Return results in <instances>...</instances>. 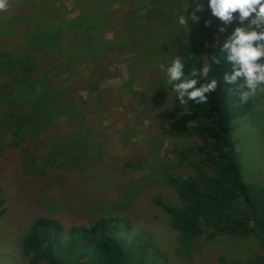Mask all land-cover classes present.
<instances>
[{
    "label": "rangeland",
    "instance_id": "374dc122",
    "mask_svg": "<svg viewBox=\"0 0 264 264\" xmlns=\"http://www.w3.org/2000/svg\"><path fill=\"white\" fill-rule=\"evenodd\" d=\"M40 1L7 0V7L0 10L2 52L9 53L24 45L23 35L19 32L17 37H10L13 38L11 45L4 41L3 27L19 16L35 15L38 6L41 7ZM101 2L104 8L114 11H110L104 26L93 32L100 37L97 40L99 44L101 41L113 43L121 38L125 27L128 29L126 16H122L126 10H133L137 17L149 16L152 10L159 12L154 18L155 23L143 26L141 35L138 33L147 50H142L139 42L133 43L135 48L129 51L112 47L108 56L112 61L111 71L106 76L94 73L92 67L97 64L91 59L79 63L74 70L75 74L78 71V76L73 80L64 76L65 87H77L74 95L78 96V104L84 106L80 112H86L75 120L79 124H69L66 118L54 120L42 134L47 141H39L37 145L41 147L40 152L34 149L35 161L28 156L20 162V149H9L3 157L0 156V184L6 202L5 214L0 217V264H28L22 255L21 243L39 217L60 220L67 230L72 226L88 225L102 216L126 217L131 235L150 236L162 251L170 255V259L178 261L174 255L177 234L170 229L167 215L154 200L159 197L167 204L178 203V195L166 178V168L177 161L172 151H181L197 141L169 135L170 114L176 98L171 86L166 85V77L158 65L175 58L176 48L185 41H195L200 45L208 35L217 42L225 41L224 35L241 25L234 20L224 26L226 30L221 33L218 29L222 22L211 16L207 0H202L203 8L197 13L201 17L199 22L190 19L195 7L193 0ZM55 3L60 7L45 11L46 21L54 23L79 14V0ZM184 14L189 17L188 28L177 23V18ZM171 20L177 31L173 34L167 31ZM206 20L210 21L207 26ZM247 23L248 20L245 25ZM24 26L26 24L22 23L18 27L23 30ZM156 44H164V47L170 44V49L162 50L155 57L150 47ZM63 48L64 53L77 50L72 42H66ZM29 64L26 55L7 61L0 55V121L7 127L17 119L7 115L10 103L5 104L13 94L21 98L23 85L19 80L25 74L21 76L20 71L24 65L28 68ZM15 73L14 89L7 91L3 85L11 82L10 78ZM240 82L237 81L226 95L232 124L236 127L233 135L235 147L241 156L244 179L264 186V92H258L247 103L240 104L232 94ZM95 96L99 97L98 107L92 111L95 104L91 98ZM8 137L6 130L0 132V141L7 139L8 142ZM75 137L82 139L74 153L64 155L61 152L56 162L47 157L48 149L44 151V148L52 141L67 142ZM63 174L66 175L60 177ZM263 256L264 247L253 237L203 238L188 264H212L221 258L245 264Z\"/></svg>",
    "mask_w": 264,
    "mask_h": 264
},
{
    "label": "trees",
    "instance_id": "16d2710c",
    "mask_svg": "<svg viewBox=\"0 0 264 264\" xmlns=\"http://www.w3.org/2000/svg\"><path fill=\"white\" fill-rule=\"evenodd\" d=\"M57 1L63 0H41L42 8L38 6L35 15L28 13L19 16L3 27L4 41L11 45L13 38L10 37H17L19 32L23 35L24 45L8 53L2 52L0 44V55L6 61L26 55L31 64L28 68L24 65L23 71H20L21 76L25 74L19 80L23 85L21 98L13 94L5 104L10 103L7 115L17 120L8 127L0 121V132L6 130L9 134L8 142L7 139L0 141L2 157L9 149H20V162L28 156L35 161L34 149L40 152L41 147L37 145L39 141H47L42 134L46 133L54 120L66 118L69 124L78 125L75 120L79 119L80 114L86 115V112H80L84 106L78 104V96L74 95L77 87H65L64 76L73 80L78 76V71L75 74L74 70L86 59L96 62L97 65L92 67L95 74L108 75L112 63L108 56L112 47L129 51L135 48L133 43L139 42L142 50H147L138 33L142 32L143 26L155 23L154 18L159 13L152 10L149 16L137 17L133 10H126L122 16H126L128 29L125 27L121 38L113 43L101 41V45L97 42L100 37L93 32L99 26H104L110 11L114 10L104 8L102 0H79L81 6L76 16L54 23L46 21L45 11L49 8L57 10L60 7L55 3ZM22 23L26 24L23 30L18 27ZM169 23L171 25L167 31L170 34L177 32L173 21ZM230 33L224 35V40ZM64 42H72L77 50L64 53ZM223 43L208 35L203 44L185 41L176 48V57L185 63L186 72L193 67L199 69L203 65L213 64L207 76L197 75L198 86L212 79L217 81L216 89L207 94L208 103L180 105L175 99L171 109L169 135L176 139L197 141L181 151H172L177 161L166 168V178L178 195V203L167 204L159 197L154 200L167 215L170 229L177 234L174 255L178 261L170 259V255L162 251L150 236L131 235L126 217L102 216L88 225L72 226L68 230L60 220L39 217L21 243V252L28 264H188L203 238L253 237L264 247V186L248 183L244 179L241 156L233 138L236 127L232 124L226 97L235 84H228L224 80V75L232 70L231 65L223 60L214 63L221 58L219 45ZM169 49L170 44L150 47L155 57L162 50ZM19 53L20 56L12 55ZM16 73L10 78L11 82L3 85L7 91L14 87ZM98 96L91 98L95 104L92 111L98 107ZM80 139L52 141L49 146L44 144V151L48 149L47 157L56 162L61 152L64 155L74 153ZM5 205L0 184V217L5 214ZM212 264L241 262L221 258ZM245 264H264V256Z\"/></svg>",
    "mask_w": 264,
    "mask_h": 264
},
{
    "label": "clouds",
    "instance_id": "9594fccd",
    "mask_svg": "<svg viewBox=\"0 0 264 264\" xmlns=\"http://www.w3.org/2000/svg\"><path fill=\"white\" fill-rule=\"evenodd\" d=\"M193 4L195 7L190 19L199 22L201 17L197 13L202 10L203 2L193 0ZM207 6L211 16L222 22L218 29L221 33L226 30L224 26L234 20L241 25L235 27L224 43L219 45L221 58L214 63L223 60L231 65L232 70L224 75V80L228 84L241 81L234 92H230L237 97L238 103L245 104L258 92H264V0H207ZM6 7L7 0H0V10ZM188 19L185 14L180 15L177 23L188 28ZM246 20L248 23L245 25ZM208 24L210 21L206 20L205 25ZM212 65H203L199 69L193 67L186 72L185 63L180 57H175L168 63H159L158 67L180 105L189 102L202 105L208 103L207 94L216 89L217 81L212 79L198 86L196 77L207 76Z\"/></svg>",
    "mask_w": 264,
    "mask_h": 264
}]
</instances>
